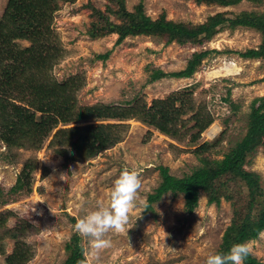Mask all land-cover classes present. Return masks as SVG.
I'll return each instance as SVG.
<instances>
[{"label":"rangeland","instance_id":"374dc122","mask_svg":"<svg viewBox=\"0 0 264 264\" xmlns=\"http://www.w3.org/2000/svg\"><path fill=\"white\" fill-rule=\"evenodd\" d=\"M7 2L0 0V18ZM120 2L129 12L142 4L152 19L165 15L168 20L190 26L203 24L217 14L235 17L251 13L264 21V0H243L227 7L196 0H78L61 6L54 29L64 52L53 74L59 81L74 75L83 77L84 86L77 94L80 105L123 104L139 98L150 104L175 92L193 91L195 104H205L214 122L194 143L190 139L191 121L182 138H173L132 119L125 123L127 128L119 141L92 158L78 161L68 159L75 155L72 149L60 155L59 148L49 145L50 139L39 150L29 146L9 148L0 141V188L4 193L17 182L26 162L36 164L31 191L22 190L9 198L14 201L0 206V213L12 211L15 215L0 229V235L16 227L19 219L31 225L26 243L33 257L27 264H63L71 254L67 245L75 235L80 238V246L88 248V240L77 233L75 224L99 204L110 203V190L124 168L140 172V196L147 203L148 194L154 193L162 180L160 167H168L180 178L192 173L202 166L194 149L204 142L214 144L207 156L222 159L244 138L252 103L264 96V61L241 57V53L261 46L260 32L248 27H224L207 41L184 45L167 44L155 36H129L119 45L115 44L116 33L92 37L90 31L105 25V17L114 24L121 23ZM108 51L106 60L97 58ZM201 51L210 53L192 77L150 81L152 69L167 73L183 70L192 55ZM213 126H218V132L210 137ZM253 141L256 151L244 168L257 173L264 187V136H254ZM218 184L220 202L209 204L203 194L192 213L186 211L182 194L165 195L148 211L143 206L134 209L128 231L108 233L112 247L102 251L101 264H205L207 257L220 249L237 212L243 216L248 210L244 182L224 175ZM262 202L258 200L255 214ZM254 240L257 243L252 254L264 262V239ZM4 243L6 254L0 256V264H6L15 245L10 237Z\"/></svg>","mask_w":264,"mask_h":264},{"label":"trees","instance_id":"16d2710c","mask_svg":"<svg viewBox=\"0 0 264 264\" xmlns=\"http://www.w3.org/2000/svg\"><path fill=\"white\" fill-rule=\"evenodd\" d=\"M77 1L8 0L0 18V141L9 148L29 146L39 150L50 139L49 145L59 148L57 152L60 155H66L69 148L75 155L72 154L68 159L87 160L119 141L126 131L125 123L136 119L173 138H182L187 123L191 121L193 132L190 139L197 143L202 133L213 124L214 118L205 104H195L193 91L185 95L175 92L167 98L155 99L150 104L139 98L123 104L97 103L83 106L77 98L84 86L83 77L74 75L59 81L54 76L53 70L64 52L54 29L55 16L63 4H74ZM196 1L227 7L243 0ZM119 4L121 23L114 24L105 17V25L90 31L92 37L116 33V45L129 36L161 37L167 44H200L211 39L216 31L224 27H248L260 32L263 42L258 49L241 53V57L264 61V21L253 17L251 13L235 17L217 14L203 24L190 26L168 20L165 15L152 19L146 15L142 4L137 5L134 12L127 11L122 2ZM97 12L102 15L100 11ZM20 42H27L28 45L21 46ZM209 53H194L180 71L167 73L159 68L152 69L150 81L166 77L190 78ZM109 55L110 51L97 58L106 60ZM252 108L248 115L246 135L222 159H211L209 152L214 144L204 142L194 149L202 166L181 178L172 175L168 167H160L162 180L154 193L147 196L145 211L151 210L153 204L165 195L182 194L186 211L192 213L198 208L203 194L208 196L209 204L220 202L218 183L224 175H231L232 179L244 182L248 188V210L243 216L238 212L234 216L217 253L229 251L234 244L257 239L258 231L264 230V187L257 173L244 168L256 151L254 136H264V96L255 99ZM35 166L33 161L26 162L14 186L7 193L0 188V206L14 201L15 198H9L20 195L22 190L27 193L31 191ZM226 197L233 200L232 196ZM260 199L263 202L258 205V213L255 214ZM12 216H15L12 211L0 213V229L5 227ZM29 227L31 225L27 220L19 219L16 227L4 236L0 235V256L6 254L5 238L10 237L15 241L14 249L6 257V264H27L33 257L26 243ZM79 241L80 238L75 235L67 245L71 254L63 264H78L83 259V247ZM245 264L264 262L251 253Z\"/></svg>","mask_w":264,"mask_h":264},{"label":"clouds","instance_id":"9594fccd","mask_svg":"<svg viewBox=\"0 0 264 264\" xmlns=\"http://www.w3.org/2000/svg\"><path fill=\"white\" fill-rule=\"evenodd\" d=\"M141 188L140 172L135 168H124L110 190V203L99 204L95 210L77 221L75 230L89 242V247L83 249V259L79 260L78 264H101L102 251L112 247L111 240L107 238L108 233L128 231L130 213L141 206L147 207L140 196ZM50 210L54 215L53 210ZM257 235L259 239H264V230H259ZM255 243L256 240H249L234 244L227 252L210 254L205 264H245Z\"/></svg>","mask_w":264,"mask_h":264},{"label":"bare ground","instance_id":"6f19581e","mask_svg":"<svg viewBox=\"0 0 264 264\" xmlns=\"http://www.w3.org/2000/svg\"><path fill=\"white\" fill-rule=\"evenodd\" d=\"M217 127L213 126L212 128H210L209 133L207 132L210 135V137H212L213 135H215L218 132V128Z\"/></svg>","mask_w":264,"mask_h":264}]
</instances>
